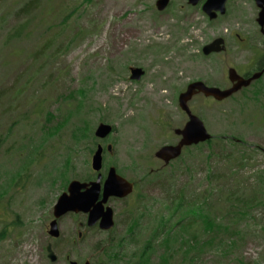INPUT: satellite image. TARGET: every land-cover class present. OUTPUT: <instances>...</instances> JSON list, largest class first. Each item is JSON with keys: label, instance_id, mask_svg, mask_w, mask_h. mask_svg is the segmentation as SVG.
Returning a JSON list of instances; mask_svg holds the SVG:
<instances>
[{"label": "rangeland", "instance_id": "1", "mask_svg": "<svg viewBox=\"0 0 264 264\" xmlns=\"http://www.w3.org/2000/svg\"><path fill=\"white\" fill-rule=\"evenodd\" d=\"M27 1L0 0V264H52L47 245L55 248L56 240L48 230L64 183L95 173V142L75 140L79 127L95 132L102 122L112 125L114 132L105 140L113 149L104 163L139 182L126 201L111 204L119 220L116 234L124 230V221L149 214L141 221L147 226L151 214L163 210L165 193L151 184L150 173L157 170H177L178 181H188L190 172L204 187L206 176L215 172L229 182L226 195L236 185L243 199L256 189L264 192V184H254L256 174L264 172V79L223 101L196 93L189 107L205 124L213 146L189 151L173 167L156 158L161 147L179 141L175 131L188 120L179 96L191 83L229 89L230 70L240 75L256 70L264 37L254 0H231L227 15L215 21L186 0H172L165 12L157 11V0H41L26 15L19 10ZM16 31L18 38L12 37ZM219 37L227 51L204 56L203 47ZM134 67L145 71L140 81L130 79ZM49 111L61 127L46 140ZM235 136L243 140L239 153L233 145L216 146ZM213 203L216 210L228 206L220 193ZM263 210L248 218L250 232L264 227ZM77 217L59 221L63 241L54 249V264H69L66 259L93 264L95 243L107 233L88 231L80 226L86 216ZM81 231L86 239L78 243ZM258 234L264 238L263 231ZM241 255L242 261L264 264V239L247 242ZM204 258L206 264H240L236 256L215 251ZM175 260L172 264H191Z\"/></svg>", "mask_w": 264, "mask_h": 264}, {"label": "trees", "instance_id": "2", "mask_svg": "<svg viewBox=\"0 0 264 264\" xmlns=\"http://www.w3.org/2000/svg\"><path fill=\"white\" fill-rule=\"evenodd\" d=\"M40 3L41 0H28L19 11L25 12L26 15L31 14ZM19 36L20 31H16L12 35L15 38ZM262 67L263 64L256 71L262 70ZM251 75L252 73L245 74L246 77ZM263 79L264 74L258 82L261 83ZM80 91L84 92L85 90L81 89ZM57 118L55 112H47L44 124L47 132L45 134L46 140L50 139L54 129L61 127L60 124L56 125L58 123ZM84 128H77L73 136L78 142H81L82 138L94 141L93 153L97 144L102 141L95 137L94 129L87 128L88 132H84ZM227 140L229 139L222 138L218 140L216 146L224 148L227 144L233 145L237 148L236 152L238 153L243 149V146L240 145V143H243L241 137L235 136L231 141ZM213 144V139H211L206 143L185 148L182 156L171 162L172 167L177 162L182 161V158L189 151L194 149L201 151L203 147L213 146ZM108 168V165L104 163V177ZM185 170L189 171V167L187 166ZM118 172L122 175V172ZM95 176L94 173L83 178L79 177V179L82 181L94 180ZM150 176L152 177L151 182H153L151 184H155V188L165 193V201H162L163 210L156 215L151 214L147 226H143L141 221L143 218L149 217V214L141 213L142 218L136 217L133 220L124 221V230L118 234L115 231V228L119 225L117 219L116 227L107 233L104 239H100L95 243L93 264H172L178 257L191 264H206L204 256L211 251L218 252L223 257L236 256L235 260L240 264H254L251 261H242L243 255L241 254L247 242L252 239L253 241L254 239H264L258 238V233L264 232V227L261 229L257 226L259 231L253 229L250 232V227L247 224L248 218L254 219V213L258 209H264V192L262 190L260 192L259 189H256L251 197L243 199L239 196L240 186L236 187L235 185L231 190L228 189L226 195L223 188L229 182L225 181V178L219 179V174H215V172H210L206 176V187L200 182V185H197L196 179L193 178L190 172L188 181L176 180L177 170L173 172L157 170L153 174L150 173ZM256 179L258 181L254 184H264V172L256 174ZM132 181L136 182L135 191H137L139 182ZM69 183L70 180L66 179L63 192L67 190ZM194 185H196V188L199 186V188L196 190V188H193ZM215 193H220L223 201L228 203L227 209L223 211L216 210L213 203ZM228 195L231 197L228 198ZM72 217L78 219L77 215H72ZM84 227H86V223ZM147 232H149L148 238L141 244L139 239ZM249 235H253V238ZM76 239L79 243L84 242L86 238L85 235L80 238L78 233ZM62 241L61 236L54 242L55 250L58 249ZM73 243L71 242V245H68L71 249L74 247ZM66 261L68 262V259Z\"/></svg>", "mask_w": 264, "mask_h": 264}, {"label": "water", "instance_id": "3", "mask_svg": "<svg viewBox=\"0 0 264 264\" xmlns=\"http://www.w3.org/2000/svg\"><path fill=\"white\" fill-rule=\"evenodd\" d=\"M188 4L196 7L202 0H187ZM229 0H206L202 5V12L210 21H215L219 15L224 16L227 13V3ZM171 0H157L155 3L158 12H165ZM255 4L260 9L258 25L264 35V0H255ZM227 51L226 41L223 37L216 38L211 43L203 47L202 53L208 57L212 54H220ZM131 80L140 81L145 71L140 67H134L130 70ZM264 71L254 73L250 78L241 77L236 70L232 69L228 73L229 80L233 86L229 89L218 87H209L202 81L191 83L187 90L179 96V106L188 116V122L183 128L177 129L175 134L182 139L176 145H165L161 147L156 158L170 164L178 159L184 148L197 146L206 143L212 139V136L205 127L203 121L194 115L189 107V102L196 93H204L208 97H213L218 101H223L244 88H248L254 81L259 80ZM114 131L112 125L101 123L95 130V137L100 140L107 139ZM108 151H112V146H108ZM104 148L99 144L92 156L91 167L97 174L95 181L82 182L72 180L67 190L57 199L53 208V220L49 224L48 234L52 239H59L61 231L59 221L68 215H85L87 217L86 226L89 230L98 227L103 232H110L116 226L115 213L112 206L109 205L111 198L126 199L133 194L135 185L124 176L120 175L117 168L112 166L108 169L106 177L103 179L102 170L104 167L103 158ZM83 226V224H81ZM83 231L79 237H83ZM48 259L52 264L58 262V256L53 248V244L47 246ZM69 264H79L71 261ZM84 264H92L87 259Z\"/></svg>", "mask_w": 264, "mask_h": 264}, {"label": "flooded vegetation", "instance_id": "4", "mask_svg": "<svg viewBox=\"0 0 264 264\" xmlns=\"http://www.w3.org/2000/svg\"><path fill=\"white\" fill-rule=\"evenodd\" d=\"M187 1V0H186ZM206 0H202L201 1V3L198 5V6H196V7H199V6H201V10H202V5L204 4V2H205ZM231 0H229L228 1V3L230 2ZM188 2V1H187ZM254 2H255V0H254ZM228 3H227V13H228ZM170 5H172V0H171V2H170ZM169 5V6H170ZM169 8V7H168ZM260 10V9H259ZM167 11V10H166ZM227 13H226V15H227ZM225 16V15H224ZM219 17H220V15H219ZM263 37H264V35H262ZM241 41H246V39L245 38H243L242 36H240L239 35V37H238ZM263 64V67H262V70H264V54L263 55H261V56H259V59H258V61H257V67H256V69L260 66V65H262ZM262 70H255V71H253L252 72V75L254 74V72L255 73H257V72H259V71H262ZM251 75V76H252ZM241 77H244V78H250L251 76H249V77H246L245 76V74L244 75H240ZM254 84V82L252 83V85ZM187 119H188V116H187ZM188 122V120L184 123V125H183V127L186 125V123ZM182 127V128H183ZM177 138H178V143L180 142V140L182 139V137L181 136H177ZM238 142H240V141H238ZM177 143V144H178ZM99 144H101L102 146H103V148H104V153H103V157L105 156V153L108 151V146H112V144H107V142H106V140H103L102 142H99L98 144H97V146L99 145ZM112 149H113V146H112ZM107 175V174H106ZM96 177L97 176H95V178H94V180H88V181H82V182H91V181H95L96 180ZM103 179H104V177H103ZM129 181H131V182H133L134 183V185H135V190H136V182H134V181H132V180H129ZM128 199V198H127ZM127 199H123V200H120V199H116V198H111L110 199V201H109V205L111 206V204L112 203H114V202H124V201H126ZM113 208V207H112ZM114 209V208H113ZM114 213H115V216H116V212H115V210H114ZM87 219V218H86ZM93 229H97L99 232H102V233H109V232H103V231H101L98 227H95V228H93ZM88 231H90V230H88ZM85 235V234H84Z\"/></svg>", "mask_w": 264, "mask_h": 264}]
</instances>
